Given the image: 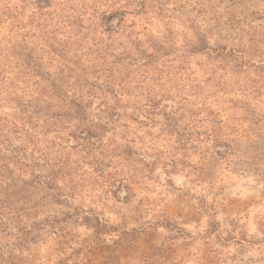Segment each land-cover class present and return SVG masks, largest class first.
Instances as JSON below:
<instances>
[{"label": "rangeland", "instance_id": "obj_1", "mask_svg": "<svg viewBox=\"0 0 264 264\" xmlns=\"http://www.w3.org/2000/svg\"><path fill=\"white\" fill-rule=\"evenodd\" d=\"M27 61L120 95L22 264H264V0H0L2 92Z\"/></svg>", "mask_w": 264, "mask_h": 264}, {"label": "trees", "instance_id": "obj_2", "mask_svg": "<svg viewBox=\"0 0 264 264\" xmlns=\"http://www.w3.org/2000/svg\"><path fill=\"white\" fill-rule=\"evenodd\" d=\"M29 62L17 69L20 77H14L16 85L12 79L4 92L2 85L8 79L4 71L0 74V231L17 232L13 246L0 244V260L9 264L24 263L23 255L29 250L26 246L36 244L41 233L54 235L69 218L66 214L61 219L55 208H69V200L74 198L79 160L71 159L87 157L84 151L93 146L83 134L98 139L114 130L109 118L117 112L111 102L118 105L120 95L110 83L107 89L98 86V95L94 93L80 67V72L67 67L64 77H51L35 62L29 67ZM30 81H34L33 88L28 90ZM87 87L90 90L85 91ZM96 97L101 102L95 114L98 123H93L87 118L93 111L86 98ZM158 106L147 99L143 108H149L147 114L158 115L163 111ZM70 140L84 144L70 145ZM119 184L130 193L122 179Z\"/></svg>", "mask_w": 264, "mask_h": 264}]
</instances>
